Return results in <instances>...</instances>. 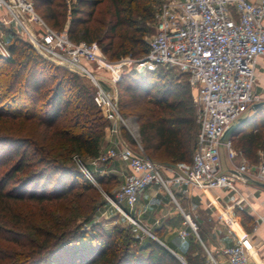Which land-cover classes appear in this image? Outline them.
<instances>
[{"label":"trees","instance_id":"obj_1","mask_svg":"<svg viewBox=\"0 0 264 264\" xmlns=\"http://www.w3.org/2000/svg\"><path fill=\"white\" fill-rule=\"evenodd\" d=\"M33 1L48 25L67 27L74 41L96 42L110 59L148 52L152 29L147 25L155 22L162 2ZM7 34L11 57L0 56V167L8 166L0 176V264H184L155 237L144 235L142 241L131 234L135 225L115 226L111 233L98 224H91V233L83 229L104 200L76 159L99 156L109 122L83 75ZM168 70L173 69L159 67L145 77L132 70L116 85L121 114L134 107L144 151L172 165L192 160L199 126L189 89L162 82ZM123 92L133 99L126 100ZM252 111L231 141L246 159L259 162L264 159V104ZM120 130L137 145L124 127ZM98 182L109 194L116 184L112 176ZM189 239L186 264H208L200 241L193 233Z\"/></svg>","mask_w":264,"mask_h":264},{"label":"built area","instance_id":"obj_2","mask_svg":"<svg viewBox=\"0 0 264 264\" xmlns=\"http://www.w3.org/2000/svg\"><path fill=\"white\" fill-rule=\"evenodd\" d=\"M8 31L57 64L90 79L94 100L109 122L106 131L110 134L126 127L132 135L137 127L129 125L120 112L117 95L103 86L89 66L106 72L114 85L133 69L147 72L167 67L185 75L199 126L190 162L158 164L140 142L135 149L124 139L101 151L94 164L98 167L111 159L128 160L129 171L111 201L137 226L143 228L122 205L133 207L146 188L166 190L179 207V198L198 196L217 212L234 238V243L223 249L228 263L264 264L257 250L258 223L241 234L231 223L248 204L243 187L254 179L264 183V159L253 163L231 140H223L230 125L264 101V93L257 90V62L264 57V0H163L148 52L140 58L126 55L110 59L96 42L72 40L67 28L57 30L48 25L33 0H0V56L5 59L11 57ZM222 147L230 166L223 167ZM80 167L91 182L97 183L87 165ZM230 168L236 169L239 177L229 172ZM180 209L184 227L178 236L185 240L192 232L200 239L193 207ZM209 259L216 263L211 256Z\"/></svg>","mask_w":264,"mask_h":264},{"label":"crops","instance_id":"obj_3","mask_svg":"<svg viewBox=\"0 0 264 264\" xmlns=\"http://www.w3.org/2000/svg\"><path fill=\"white\" fill-rule=\"evenodd\" d=\"M257 86L260 87L257 90L264 93V57L257 62ZM118 140H124L121 131L117 134H110L106 131L101 143V151L113 147ZM89 162L92 170L96 173L95 175L98 174L99 178L112 176L116 185L124 182L125 174L129 171L127 159H111L98 167L95 166L94 159H89ZM113 191L115 190L112 189ZM243 191L247 196L248 204L245 205L243 212L236 214L234 227L241 234L244 231H251L258 223L257 233L260 240L257 250L264 262V221L260 220V217H264V183L254 179L243 187ZM179 204L186 211L193 207V217L199 225L200 239L198 240L207 257L208 264H229L223 249L232 245L234 238L228 232V226L219 219L217 212L198 196L181 197ZM180 207L172 201L166 190L149 187L140 192L139 199L133 207L126 206L124 209L150 235L163 241L167 246L170 245L169 247L173 251L185 259L184 255L190 239L188 237L182 240L178 236L179 229L184 227V216ZM155 234H158L160 238ZM210 256L216 263L210 261Z\"/></svg>","mask_w":264,"mask_h":264},{"label":"rangeland","instance_id":"obj_4","mask_svg":"<svg viewBox=\"0 0 264 264\" xmlns=\"http://www.w3.org/2000/svg\"><path fill=\"white\" fill-rule=\"evenodd\" d=\"M163 1V0H162ZM69 3V0L67 1ZM147 27L151 28L152 29V32H150L146 39L147 41L150 39V37L152 36V34L154 33L155 31V22L153 24H148ZM67 28V27H65ZM7 40L10 42V39H11V36L9 34H7L6 36ZM30 44V43H29ZM36 49V48H35ZM36 51L43 57H45L46 59H48L49 61L55 63L56 65L58 66H61L63 67L62 65L60 64H57L56 62L52 61L51 59H49L48 57L44 56L42 53H40L37 49ZM65 68V67H64ZM90 70L93 71V73L95 75H97L101 81V83L103 84V86L110 90L111 92H113L114 94L117 95L118 97V100H119V96H118V88H117V85H114L112 83L109 82L108 78H106V72H104L103 70L101 69H98L96 66H89ZM67 69V68H66ZM134 70V69H133ZM132 70H130L129 72H131ZM138 72V71H137ZM140 77H145L146 75H148V72H138L137 73ZM136 75V76H138ZM162 75L165 76L163 77L164 80H162V82H168V83H173L174 85L175 84H178V85H181V86H185L189 89L190 91V95H191V98H192V94H191V86L190 84H188V79L185 75L175 71V70H168V71H164L162 72ZM132 77H135L137 78L136 76L134 75H131ZM84 80L85 82L88 84V85H91V81L90 79L84 75ZM92 87V86H91ZM260 88L259 86H257V89ZM264 92V90H263ZM131 95V94H130ZM127 92H123V96H125V99H133V98H130L132 96H130ZM193 100V98H192ZM139 101H143V104H149V102H151V99L150 98H140ZM194 102V101H193ZM130 110V113L128 114H124V117L127 118L129 120V125L132 127L134 126L135 128L137 127V130L132 132V136L134 138V140L138 143L140 142V136H139V122H138V118L136 116V114H134V107H129L128 108ZM254 113V111H250L247 113V116L248 115H252ZM125 131L128 132V130L126 129V127H124ZM129 133V132H128ZM135 149L137 148L135 145H132ZM222 156H223V167H226V165H231L232 163L228 160L227 158V155L225 153V148L222 147ZM236 160H239L236 159ZM261 160V158H260ZM259 160V161H260ZM156 163L158 164H165L163 162H160V161H157V160H154ZM229 161V162H228ZM252 162V161H251ZM76 163L77 165L79 166V168L81 169L80 165L81 164H85L87 165V167L92 170L93 168L91 167V163L89 162V159H81V158H77L76 159ZM253 163H258V162H253ZM8 169V166H1L0 167V176L2 173H4L6 170ZM81 171L83 172V170L81 169ZM92 172L94 173V176L97 180V183H93L94 186H96L102 193L103 195V200H104V203L99 207L98 211L96 212V214H94L93 216V221L90 222V223H87L85 224L84 226V230H87L88 232L91 233V224H98L102 227V229L107 232V233H111L113 231V228L115 226H120V227H123L124 229H128L129 225H135L136 228L131 229L130 230V233L135 235V236H138L140 237V239L142 241H145V238H144V235H150L149 233H147V231L139 226H137L136 224H134L124 213H122L111 201V198L114 197L116 191L120 188V186L122 185L121 183H119L118 185L114 184L113 186V191L111 194L107 193L104 191V189L102 188V186L99 184L98 182V179H99V176L95 175V171L92 170ZM84 174V173H83ZM88 180H90L89 178H87ZM116 186V187H115ZM115 187V188H114ZM123 208L126 207V204H123L122 205ZM26 210H29V208L25 206V209L24 211ZM133 228V227H132ZM176 237V236H175ZM177 238V237H176ZM177 241H180L179 239H177Z\"/></svg>","mask_w":264,"mask_h":264},{"label":"water","instance_id":"obj_5","mask_svg":"<svg viewBox=\"0 0 264 264\" xmlns=\"http://www.w3.org/2000/svg\"><path fill=\"white\" fill-rule=\"evenodd\" d=\"M264 104V101L262 102H258L254 105V109H257L259 107H261ZM247 116H244L242 118H240L237 122H235L234 124L230 125L224 135H223V140H231V137L234 135V133L239 129L240 125L246 120ZM229 172L235 174L237 177H239L238 175V171L236 169H228ZM156 238V237H155ZM157 241H159L164 247H166L169 251H171L177 258H179L184 264H186L185 259L178 253H176L175 251H173L169 246H167L163 241L159 240L158 238H156Z\"/></svg>","mask_w":264,"mask_h":264},{"label":"bare ground","instance_id":"obj_6","mask_svg":"<svg viewBox=\"0 0 264 264\" xmlns=\"http://www.w3.org/2000/svg\"><path fill=\"white\" fill-rule=\"evenodd\" d=\"M236 219H232L231 220V223H232V226L234 227V223H235ZM235 228V227H234Z\"/></svg>","mask_w":264,"mask_h":264}]
</instances>
